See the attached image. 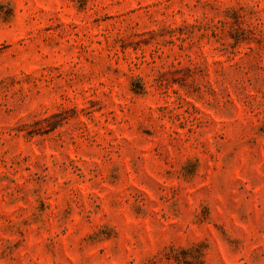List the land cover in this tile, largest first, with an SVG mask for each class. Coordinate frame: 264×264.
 Returning a JSON list of instances; mask_svg holds the SVG:
<instances>
[{
	"label": "rangeland",
	"instance_id": "rangeland-1",
	"mask_svg": "<svg viewBox=\"0 0 264 264\" xmlns=\"http://www.w3.org/2000/svg\"><path fill=\"white\" fill-rule=\"evenodd\" d=\"M0 264H264V0H0Z\"/></svg>",
	"mask_w": 264,
	"mask_h": 264
}]
</instances>
